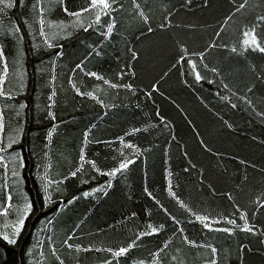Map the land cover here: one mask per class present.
I'll use <instances>...</instances> for the list:
<instances>
[{"label": "snow or ice", "instance_id": "snow-or-ice-1", "mask_svg": "<svg viewBox=\"0 0 264 264\" xmlns=\"http://www.w3.org/2000/svg\"><path fill=\"white\" fill-rule=\"evenodd\" d=\"M194 3L196 8L211 6V0L198 3L181 0L178 8H169L162 0L160 15L153 26V12L147 0H84L75 10L69 7L68 0H0V36L11 46L5 51L0 44V264H68V261L82 264L81 253L84 259L93 254L96 264H251L252 257H260L264 264V221L259 219L264 217V165L257 167L245 160L239 161L245 174L234 187L218 191L211 182L207 183L211 197L227 200L228 210L213 208L206 199L198 200L195 205L190 203V197L186 199L180 194V173L174 177L173 171L165 167L161 191L174 203L176 212L145 186L143 195L151 204L143 208L142 217L131 211L107 225L111 231L123 228L128 233L124 239L106 242L105 230L97 228L95 233L87 234L92 239L84 244L86 236L77 235L83 221L62 238L57 234L61 216L72 211L82 199L100 200L101 196L114 195L115 181L126 180L139 160L146 163L160 148V135L166 133L163 155L170 157L171 145L176 143L185 162L182 173L193 178L196 191L203 190V168H198L185 144L177 140L173 122L156 105L155 96H164L161 85L170 73H178L179 83L186 88H194L203 81L216 85L213 95L220 102L231 109H242L264 125V96L253 99L257 82L264 85V70L250 67L252 79L239 84L229 80L222 67L208 62L213 52L225 54L226 59H247L250 53L264 58V0H227V11L214 25L198 26L174 19L181 10L192 11ZM16 7L20 10L18 17L9 12ZM56 8L63 13L62 18H52ZM209 28L211 32L207 33L203 45L191 47L193 34L198 30L207 32ZM90 30L99 33L97 40L87 46L82 58L65 66L62 42ZM158 32L165 34L172 60L158 78L148 85L138 84L135 65L142 54L137 44ZM116 35H121L127 56L120 70L111 77L87 70V62L100 57L106 42ZM29 54L38 60L32 73L38 93L34 104L22 99L28 91ZM88 80L95 82L89 85ZM69 92L73 101L79 98L82 106L91 104L104 110L103 114H97V119L118 108L132 107L143 113L148 103L155 109L154 118L152 112L143 113L140 126L133 125L111 140L93 137L95 124H91L83 131L75 155L63 152L54 155L55 137L65 124L63 119H58L57 109L61 107L60 98L67 97ZM196 98L209 109L203 97ZM165 99L184 117L201 150L218 156L186 109L175 99ZM213 115L222 129L233 130V124L222 114L213 111ZM32 123L43 129L42 135L31 132ZM141 133L152 139L145 144L134 142L133 138ZM258 143L264 146V137ZM90 145L103 146L104 151H90ZM25 151L35 161L32 173L35 199L24 190V171L28 166ZM62 161H66V166ZM165 163L169 164L170 160L166 159ZM249 167L261 178L258 186L249 183ZM174 178L177 179L175 186ZM242 195L247 197L243 202ZM154 209L163 213L166 220H153ZM33 217L36 220L43 217V223L31 233L33 240L25 242V247L21 241ZM169 221L174 226L170 235L149 250L147 256L133 258V251L143 248L145 239L167 232ZM186 225L199 226L202 237L199 242L188 235ZM238 234L254 238L255 245L252 239L237 240L235 248L216 242L220 236L234 238ZM13 249H19L18 259L9 257Z\"/></svg>", "mask_w": 264, "mask_h": 264}, {"label": "trees", "instance_id": "trees-1", "mask_svg": "<svg viewBox=\"0 0 264 264\" xmlns=\"http://www.w3.org/2000/svg\"><path fill=\"white\" fill-rule=\"evenodd\" d=\"M30 2V0H29ZM143 2V0H142ZM198 3L199 0H196ZM150 5L153 15V26L158 20L160 15V6L162 0H147ZM169 8L179 7L181 0H163ZM84 4V0H68V5L72 10H75L78 6ZM227 0H211V6L209 8H196L195 3L192 11L181 10L179 14L174 18L176 21L184 23H195L199 25H214L216 20L227 11ZM14 16H19V7L14 10H9ZM63 17V13L59 8L55 9L53 14L54 19ZM209 28L207 32L198 30L193 34V40L191 41V47H200L203 45L205 39H207V33H210ZM99 33L95 31H89L87 33L81 32L75 39H69L63 41L64 49L66 53L65 60L62 63L67 66L72 60L78 57L82 58L86 54V48L97 40ZM123 35V34H121ZM121 35H116L114 39L106 42L104 52L100 57L91 59L87 62V70L97 71L102 75L111 77L116 71H119L121 66L125 63L127 56L124 51V44L121 42ZM138 35V33L136 34ZM203 37V39L201 38ZM127 38V37H125ZM135 39V36L132 37ZM0 44H3L5 51L10 49L2 36H0ZM137 47L141 51V60L135 65L137 72L136 83L141 85H148L158 78V74H162L167 69L169 62L172 60L171 48L168 40L165 38V34L157 33L150 36L148 39L141 41L137 44ZM210 64H216L223 68L225 76L236 83L243 84L252 79L249 71L250 67L254 66L258 71L264 70V58L257 53H250L247 59L242 57H232L226 59L225 54L221 52H213L208 57ZM37 58L28 56L29 73L28 91L25 93L22 99H25L29 103L34 104L37 96V82L33 77V69L37 65ZM79 75V74H78ZM87 80V78H85ZM95 81L88 80V84L91 85ZM161 89L164 92V96H155L156 105L159 106L161 114L170 119L173 122L175 134L177 140L184 143L188 152L191 154L193 160L197 162L198 168L202 167L205 178V186L202 191H196L194 189V180L188 174H183L181 169L184 166V160L181 155V150L176 143L171 145L170 157L163 155V145L167 141V133L160 135V148L149 157L147 162L143 159L139 160L132 168V171L128 174L126 180L115 181L116 193L109 195L108 197L101 196L100 200H93L91 197L88 199L80 200L72 211L67 212L65 215L59 218L57 223V234L59 237H63L65 233L71 232L75 225L83 221L80 231L77 235H85L86 239L83 240L84 244H87L92 239L88 236V233H95L97 228L104 229L105 233L103 239L111 242L124 239L128 234L123 228L118 231H111L107 229L108 224H114L116 220L122 219L123 215L129 214L131 211H136L138 216L143 215V208L151 204L150 201L143 195V188L147 186L151 191L155 192L162 202L173 212H176V207L171 202L166 194L162 193L161 189L164 185V169L169 167L174 174L180 173L178 180L180 185V194L188 199L190 203H195L198 200L206 199L210 203L211 207L216 209L228 210L230 208L229 203L225 199L219 197H211L207 188V183L211 182L218 191H223L235 186L239 183L245 174V169L239 163L240 160H245L250 164H255L257 167L264 165V146L258 143V140L264 137V125H261L256 120L248 116V114L242 109H231L229 106L220 102L218 98L213 95L216 92V85H208L206 81L201 82L200 85L194 88H186L179 83L178 73H170L168 79L162 83ZM204 98L205 102L209 105V109L204 108L197 96ZM264 96V85L257 82L256 95ZM170 97L175 99L181 104L189 116L194 120L197 128L204 136L206 142L213 149L214 153L219 155H210L204 153L199 144L196 142L192 133V129L185 122L184 117L170 102ZM67 101V103H65ZM61 107L57 109L58 119L65 121L64 125H61L59 134L55 137V144L53 145L54 155L59 152L65 153V155H75L80 140L82 138L83 131L91 124H95L92 131L93 137L100 139H114L117 135L123 133L129 127L135 125L140 126V117L143 113L152 112L154 118V107L151 103H148L143 109V113L139 110L129 107L118 108L109 112L102 119H97V114H103L104 110L98 106H92L91 104H84L83 106L79 102V98L75 101L72 99V93L69 92L67 97H61L59 101ZM238 103V102H237ZM75 108H79V111H74ZM213 111L222 114L233 124V130L228 131L220 127V121L213 115ZM31 132H40L42 135L43 129L35 123L30 126ZM171 131V130H170ZM158 133H153V136ZM253 137H257V140H253ZM152 136L141 133L137 137H134V142L145 144L146 140H151ZM33 141L29 136V144ZM39 143V141H36ZM118 147V145H116ZM103 152V146L90 145V151ZM25 158L28 160V166L24 171L25 184L24 190L35 199V186L34 177L32 175L35 172V161L32 160L28 151L24 153ZM170 160L169 164L165 163V160ZM55 163V160L53 161ZM62 164L66 166V161H62ZM31 170V171H29ZM247 175L249 177V183L254 187L260 183L259 174L251 167L247 169ZM103 182V180H101ZM177 183V179H173V185ZM72 186L70 185V188ZM83 187V186H82ZM246 196H241V200H245ZM103 201V202H101ZM39 215V213H37ZM264 221V217L259 218ZM153 220L165 221L163 213L158 209H154ZM43 223V217L36 220L33 217V221L29 224L28 230L24 234V239L21 241L22 246H27L25 242L31 243L33 236L31 233L38 229ZM168 230L160 237L147 238L144 241L145 246L139 250H134L132 253L133 258H143L147 256L149 250H153L157 244L164 238L170 235L174 226L171 222H168ZM188 235L196 239L198 242L202 239L199 226L195 228L186 225ZM211 235V234H210ZM252 239L255 245L254 238L245 237L244 234H238L237 237L227 238L220 236L216 241L217 244H226L228 247L235 248L236 241H245ZM99 240V238H97ZM191 255H195L193 251ZM10 259L19 257V249H13L9 253ZM123 259V258H122ZM82 264H96V257L93 254H88L87 259H84V254L81 253ZM68 264H72V261H68ZM130 264V262H129ZM251 264H262L260 257H252Z\"/></svg>", "mask_w": 264, "mask_h": 264}]
</instances>
